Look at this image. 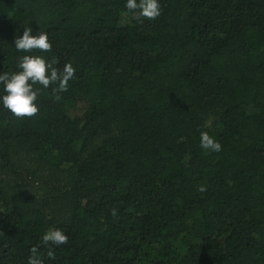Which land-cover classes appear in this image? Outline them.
I'll return each mask as SVG.
<instances>
[{"label":"trees","instance_id":"obj_1","mask_svg":"<svg viewBox=\"0 0 264 264\" xmlns=\"http://www.w3.org/2000/svg\"><path fill=\"white\" fill-rule=\"evenodd\" d=\"M125 2L0 0V73L28 23L76 69L0 107V264H264V0Z\"/></svg>","mask_w":264,"mask_h":264},{"label":"clouds","instance_id":"obj_2","mask_svg":"<svg viewBox=\"0 0 264 264\" xmlns=\"http://www.w3.org/2000/svg\"><path fill=\"white\" fill-rule=\"evenodd\" d=\"M125 8L133 19L144 18L155 20L161 15L160 0H126ZM14 48L20 56L16 70L11 73H0V107L8 110L15 117H31L38 112L37 97L40 85L47 89L56 84L54 91L63 92L68 88V82L75 77L76 69L71 62L65 63L62 70L53 68L52 63L43 55H33V50L42 53L50 52L52 44L46 32L39 29L33 34V27L28 25L23 28L19 37L15 36ZM200 147L205 150L219 152L221 145L207 132L200 134ZM67 235L58 228L49 229L42 235L44 243L51 242L56 245L67 243ZM37 249H33L35 253ZM29 264H42L38 256L33 255Z\"/></svg>","mask_w":264,"mask_h":264}]
</instances>
